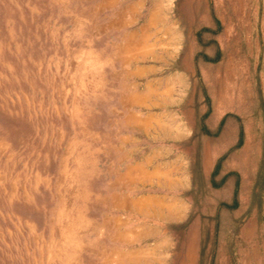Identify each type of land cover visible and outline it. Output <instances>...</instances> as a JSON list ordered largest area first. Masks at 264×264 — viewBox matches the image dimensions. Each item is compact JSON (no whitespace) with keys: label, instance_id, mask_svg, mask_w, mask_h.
Masks as SVG:
<instances>
[{"label":"rangeland","instance_id":"obj_1","mask_svg":"<svg viewBox=\"0 0 264 264\" xmlns=\"http://www.w3.org/2000/svg\"><path fill=\"white\" fill-rule=\"evenodd\" d=\"M133 1L0 0V264H264V0H162L175 50ZM135 28L180 100H122ZM149 153L187 186L130 180Z\"/></svg>","mask_w":264,"mask_h":264},{"label":"crops","instance_id":"obj_2","mask_svg":"<svg viewBox=\"0 0 264 264\" xmlns=\"http://www.w3.org/2000/svg\"><path fill=\"white\" fill-rule=\"evenodd\" d=\"M161 1L162 0L156 1L150 8L147 21L151 23H155L158 20L166 22L165 33L168 34L167 38L169 39V43H167L165 46L175 50L178 48L177 42H179L181 39L182 32L180 30H174L173 28L170 29L171 26L174 27V23L172 21H168L169 19L161 14ZM143 3V0H136L128 3L126 8L129 13H133V15H135L137 8L143 5ZM125 12L124 9H122L120 12L122 24L124 23L123 19ZM135 16V18H137V15ZM148 35V31H144L142 33L141 31L139 32L137 28L130 29L124 34L125 40L123 42V49L127 50V57L125 60L126 66L124 69L126 74L130 77L131 90L129 94H126L128 96L123 97L122 100L129 104L134 103L149 107H159L164 103L180 100L181 97L178 96L177 89L181 87H187L189 85L186 83L178 84L175 79H184L186 74H193V67L189 65L188 56L186 57V55L183 54L181 57L182 67L176 72L173 70V72L168 73L169 70H167V63H169V61H167L164 56H162V49L155 53L150 48L149 44L144 41ZM165 52L167 53V50ZM148 55H150L152 59H157L160 62L155 63L154 60L148 62L139 61L146 58ZM132 62L133 64H131ZM155 72L157 74L153 75ZM154 113L156 112H153V116ZM128 118H132V113L128 114ZM136 120L137 124H146V118L138 119L137 117ZM155 155L156 153H149L145 155L143 161L127 165L125 172L128 174V178L132 181H139L143 183H156L160 186H164V189L167 188L168 190L178 188L179 186L183 187L184 183L187 186V176H173L169 169H164L163 164L160 161L155 162L151 168L147 167V164L152 163V161L155 159ZM156 202V199H154V203ZM134 203L135 205H140L139 202ZM167 209H170L166 214L167 216H172L171 218H177L176 214L178 209H186V205L184 202H182L179 204V206L173 205L167 207ZM150 210H152V212ZM161 212V208H157V206L143 211L145 216L152 215L154 217L163 215Z\"/></svg>","mask_w":264,"mask_h":264}]
</instances>
